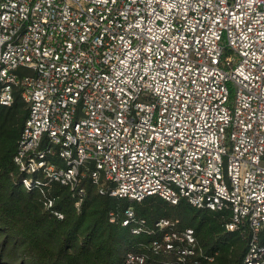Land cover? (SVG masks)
<instances>
[{"label":"built area","instance_id":"1","mask_svg":"<svg viewBox=\"0 0 264 264\" xmlns=\"http://www.w3.org/2000/svg\"><path fill=\"white\" fill-rule=\"evenodd\" d=\"M16 92L18 184L45 208L62 186L80 211L86 181L185 200L229 212L226 231L250 232L242 264H264V0H0V105ZM109 221L158 231L154 254L170 256L121 264L214 261L179 219L151 227L127 207Z\"/></svg>","mask_w":264,"mask_h":264},{"label":"trees","instance_id":"2","mask_svg":"<svg viewBox=\"0 0 264 264\" xmlns=\"http://www.w3.org/2000/svg\"><path fill=\"white\" fill-rule=\"evenodd\" d=\"M27 116V106L17 92L11 106L0 105V264H121L129 251L155 260L170 259L154 254L153 242L161 241L158 231L134 235L121 222L109 221L110 210L127 207L151 227L160 219H179L181 230L192 228L199 247L215 254L210 264H242L250 232L247 227L226 231L229 212L196 209L185 200L173 206L158 196L130 202L99 194L89 181L83 184L86 196L80 211L62 186L53 191V207L45 208L37 190L26 191L18 184L13 162Z\"/></svg>","mask_w":264,"mask_h":264}]
</instances>
